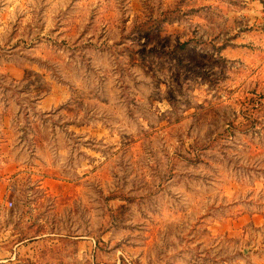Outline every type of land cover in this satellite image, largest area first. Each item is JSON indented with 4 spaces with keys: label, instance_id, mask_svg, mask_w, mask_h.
Wrapping results in <instances>:
<instances>
[{
    "label": "rangeland",
    "instance_id": "374dc122",
    "mask_svg": "<svg viewBox=\"0 0 264 264\" xmlns=\"http://www.w3.org/2000/svg\"><path fill=\"white\" fill-rule=\"evenodd\" d=\"M3 255L264 264V0H0Z\"/></svg>",
    "mask_w": 264,
    "mask_h": 264
},
{
    "label": "crops",
    "instance_id": "0c3cea01",
    "mask_svg": "<svg viewBox=\"0 0 264 264\" xmlns=\"http://www.w3.org/2000/svg\"><path fill=\"white\" fill-rule=\"evenodd\" d=\"M237 226H238V225L234 224V225H232V226H230V227H231V228H236ZM23 243H24V242H20V243H18V244L23 245ZM18 244H17V245H18ZM17 245H16V246H17ZM18 246H19V245H18ZM17 248H18V247H17ZM10 254H11V253H9L8 255L10 256ZM6 256H7V255H3L2 258H0V262L5 261V260H6V258H5Z\"/></svg>",
    "mask_w": 264,
    "mask_h": 264
},
{
    "label": "built area",
    "instance_id": "2783aa9c",
    "mask_svg": "<svg viewBox=\"0 0 264 264\" xmlns=\"http://www.w3.org/2000/svg\"><path fill=\"white\" fill-rule=\"evenodd\" d=\"M9 204H11V203H9Z\"/></svg>",
    "mask_w": 264,
    "mask_h": 264
}]
</instances>
